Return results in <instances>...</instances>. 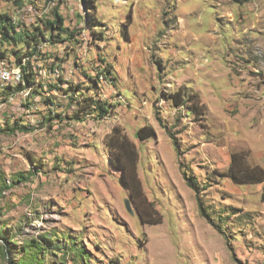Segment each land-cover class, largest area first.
<instances>
[{
    "label": "rangeland",
    "instance_id": "374dc122",
    "mask_svg": "<svg viewBox=\"0 0 264 264\" xmlns=\"http://www.w3.org/2000/svg\"><path fill=\"white\" fill-rule=\"evenodd\" d=\"M55 10L63 33L43 28ZM1 16L0 61L43 90L0 88V264H264V181L225 176L236 152L264 167V0H0Z\"/></svg>",
    "mask_w": 264,
    "mask_h": 264
},
{
    "label": "trees",
    "instance_id": "16d2710c",
    "mask_svg": "<svg viewBox=\"0 0 264 264\" xmlns=\"http://www.w3.org/2000/svg\"><path fill=\"white\" fill-rule=\"evenodd\" d=\"M14 3L21 5L22 0H13ZM94 9V8H93ZM2 23V36L4 40L12 39L9 34H12V26L10 25V20L6 16L0 17ZM63 19L58 15L57 11H54V18L52 21H45L43 28L45 30L53 31L55 28L61 33L65 32L62 27ZM25 42V41H24ZM2 59L4 58L3 55ZM15 65L21 68L23 84L26 87H32L37 84V87L43 90L42 83H35L34 74L23 65L22 57L15 59ZM4 61V60H1ZM50 70H53V65H51ZM49 71V74H51ZM108 80L107 73H101ZM110 80V78H109ZM61 82L59 79L55 81V84ZM56 85H52L50 88H56ZM16 90H21L22 86L18 85L15 87ZM11 89V88H10ZM13 89V88H12ZM9 90V88H8ZM35 93L39 94L36 89ZM168 100L172 101L175 107H183L186 103L190 104L188 110L196 115H203V106L200 104L199 99L196 95H188L185 92L177 91L176 93L169 95ZM99 109L103 114H106L108 108L104 104H99ZM136 138L141 141L147 140L155 136V132L151 127H143L135 133ZM108 147L113 151L114 167L118 172H120L119 181L125 189H129L131 186L136 187V189L141 192L140 183L137 178L136 165L138 164L139 158L138 153L131 142H128L124 137H121L120 132L117 129H113L111 135L108 137L107 142ZM230 164L226 171V177L237 185H249V184H261L264 181V170L259 166H249L246 162V156L244 153L236 152L232 153L230 157ZM196 181L188 180L189 185L195 183ZM200 207V206H199ZM202 210V209H201ZM47 237V236H46ZM56 236H49L47 238L41 239L43 243L45 242H56L59 249H63L62 245H58V240L53 239ZM59 237V236H57ZM68 239V238H67ZM70 240V239H69ZM69 242V241H68ZM67 242V243H68ZM46 244V243H45ZM52 244V243H50ZM46 246V245H45ZM48 248V247H47ZM24 249H27L26 246ZM68 249H80L75 241L69 242Z\"/></svg>",
    "mask_w": 264,
    "mask_h": 264
},
{
    "label": "built area",
    "instance_id": "2783aa9c",
    "mask_svg": "<svg viewBox=\"0 0 264 264\" xmlns=\"http://www.w3.org/2000/svg\"><path fill=\"white\" fill-rule=\"evenodd\" d=\"M23 84L21 68L0 61V88H14Z\"/></svg>",
    "mask_w": 264,
    "mask_h": 264
},
{
    "label": "crops",
    "instance_id": "0c3cea01",
    "mask_svg": "<svg viewBox=\"0 0 264 264\" xmlns=\"http://www.w3.org/2000/svg\"><path fill=\"white\" fill-rule=\"evenodd\" d=\"M12 89V88H11ZM256 166H259L261 169H263L264 170V167L263 166H261L260 164H255ZM250 166V165H249ZM251 167H253V166H251Z\"/></svg>",
    "mask_w": 264,
    "mask_h": 264
},
{
    "label": "water",
    "instance_id": "95a60500",
    "mask_svg": "<svg viewBox=\"0 0 264 264\" xmlns=\"http://www.w3.org/2000/svg\"><path fill=\"white\" fill-rule=\"evenodd\" d=\"M126 208H127V210L129 211V213H132L130 210H129V208H128V205L126 204Z\"/></svg>",
    "mask_w": 264,
    "mask_h": 264
}]
</instances>
